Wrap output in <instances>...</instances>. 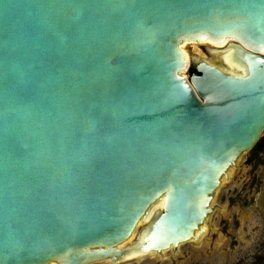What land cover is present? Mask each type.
Here are the masks:
<instances>
[{"label": "water", "instance_id": "95a60500", "mask_svg": "<svg viewBox=\"0 0 264 264\" xmlns=\"http://www.w3.org/2000/svg\"><path fill=\"white\" fill-rule=\"evenodd\" d=\"M263 133L264 0H0V264L200 243Z\"/></svg>", "mask_w": 264, "mask_h": 264}, {"label": "rangeland", "instance_id": "374dc122", "mask_svg": "<svg viewBox=\"0 0 264 264\" xmlns=\"http://www.w3.org/2000/svg\"><path fill=\"white\" fill-rule=\"evenodd\" d=\"M185 48L190 54L223 65L210 45H187ZM254 152L255 149L241 158L238 166L230 171V182L218 191L215 199L218 209L207 235L200 243L182 245L175 256L181 260L176 264H258L264 258V145L258 152L260 163L249 166L247 157ZM254 199L258 213L253 211V205L243 206ZM173 256L170 250L165 254L167 259L157 263V258L148 255L142 264H174Z\"/></svg>", "mask_w": 264, "mask_h": 264}, {"label": "flooded vegetation", "instance_id": "af4514ba", "mask_svg": "<svg viewBox=\"0 0 264 264\" xmlns=\"http://www.w3.org/2000/svg\"><path fill=\"white\" fill-rule=\"evenodd\" d=\"M217 55H219V57H220V59H221V61H222V55L223 54H217ZM215 63V62H214ZM219 65V64H218ZM261 140H263V143H264V139H259V141L257 142V144H256V146L258 145V143L261 141ZM256 146L254 147V149L256 148ZM253 149V150H254ZM256 154V151L254 152V153H249V156L247 157V165H249V166H252V165H254L256 162L257 163H260L259 162V160H261L260 158H259V156L258 155H255ZM255 201V202H254ZM254 201L253 202H250L249 200L248 201H246V203L245 204H243V206H247V205H250V206H252L253 205V208H254V210L253 211H255V212H260L259 211V209H257L258 207H257V205H256V200L254 199ZM193 244H197V243H193ZM172 252L174 253V256L172 257V259H173V263L174 264H176L177 263V260L179 259V258H177V259H175V256L177 255V251H175V250H172ZM166 254V253H165ZM165 254H163L162 256H160V255H158V254H153V255H149L150 257H153V258H157L158 260H157V263H161V262H163L165 259H167V258H165ZM147 257V256H146ZM146 257H144V258H146ZM144 258H142L141 260H138V259H134V260H130V261H126V262H123V263H120V264H142V262H144ZM179 260H181V258L179 259ZM178 260V261H179ZM96 264H111L110 262H108V261H103V262H101V263H96Z\"/></svg>", "mask_w": 264, "mask_h": 264}, {"label": "trees", "instance_id": "16d2710c", "mask_svg": "<svg viewBox=\"0 0 264 264\" xmlns=\"http://www.w3.org/2000/svg\"><path fill=\"white\" fill-rule=\"evenodd\" d=\"M194 72H195L194 67H191V69L189 71V75L191 76ZM263 145H264L263 140H261L258 143V145L256 146V148H255V151H256L255 155H258V152H260V150L262 149ZM258 264H264V258Z\"/></svg>", "mask_w": 264, "mask_h": 264}, {"label": "bare ground", "instance_id": "6f19581e", "mask_svg": "<svg viewBox=\"0 0 264 264\" xmlns=\"http://www.w3.org/2000/svg\"><path fill=\"white\" fill-rule=\"evenodd\" d=\"M186 46V45H185ZM185 46H184V48H185ZM185 51H186V49H185ZM187 52V51H186ZM229 63H231L232 65H234L235 64V61H234V59H232L230 56H228V55H226V58H225Z\"/></svg>", "mask_w": 264, "mask_h": 264}]
</instances>
